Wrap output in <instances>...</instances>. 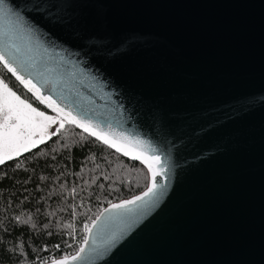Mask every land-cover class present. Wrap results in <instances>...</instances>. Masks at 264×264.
<instances>
[{"label": "water", "instance_id": "1", "mask_svg": "<svg viewBox=\"0 0 264 264\" xmlns=\"http://www.w3.org/2000/svg\"><path fill=\"white\" fill-rule=\"evenodd\" d=\"M5 2L0 50L43 72L39 95L110 138L150 141L137 152L166 173L150 206H107L67 264H264V0Z\"/></svg>", "mask_w": 264, "mask_h": 264}, {"label": "trees", "instance_id": "2", "mask_svg": "<svg viewBox=\"0 0 264 264\" xmlns=\"http://www.w3.org/2000/svg\"><path fill=\"white\" fill-rule=\"evenodd\" d=\"M0 79L16 94L30 98L39 108L53 114L2 64ZM54 148L60 150L53 151ZM41 152L47 155H38ZM91 154H95L96 160L85 166ZM17 163L22 167L17 168ZM96 164H100V168H96ZM102 174L109 175L111 180H104ZM94 176L99 177L96 184H92ZM41 177L47 179L41 180ZM99 184H104L103 190L97 187ZM148 184L149 173L141 163L126 158L66 122L44 143L0 164V264H39L38 257L46 264L75 254L92 224L89 217L95 219L110 204L139 194ZM110 187L115 190L109 191ZM71 205H76L75 215ZM17 216L21 221L30 216L31 222H18ZM32 223L36 228L31 227ZM44 224H49V228L45 229ZM68 224L72 227H63ZM49 232L52 235H48ZM56 245L59 247H54Z\"/></svg>", "mask_w": 264, "mask_h": 264}, {"label": "snow or ice", "instance_id": "3", "mask_svg": "<svg viewBox=\"0 0 264 264\" xmlns=\"http://www.w3.org/2000/svg\"><path fill=\"white\" fill-rule=\"evenodd\" d=\"M0 14H3L5 17L16 15L15 9L10 8L5 0H0ZM18 49L13 50L8 46H5L3 50H0V64L4 68L12 73L21 84L29 91L32 92L36 99L41 103L47 102L48 107L55 108L57 110L58 116L63 109H60L58 105H55V102L51 100L50 97L45 98L39 95L40 88L36 84L32 83L31 77L33 75L38 77V81L44 85L48 86L51 82L44 78L43 72L35 70V66L32 65L33 70H29V66L24 62L20 61L17 58L16 52ZM15 65V66H14ZM17 66L20 68V71L27 72L29 78L22 76L17 70ZM60 118V129L64 127V124H77L79 127L83 128L85 132H89L92 136H96L104 144L115 149L117 152L122 153L124 156H131L133 159L141 160L143 164L147 165L148 170L151 172L152 184L150 187H147L146 191H143L141 195L133 196L130 200H122L119 204H111V210L115 211L117 215H126L138 211L139 209L146 208L153 204L157 199V190L163 189L165 187L164 183L157 180V177L165 176L163 164L161 163L160 157H150L146 156L143 152H137V148L144 147L147 151H155L151 145V142L148 140H141L138 137H129L126 135H120L119 138H110L109 135L96 132L93 130V127L85 122H78L76 117L71 116V113H64ZM57 123V117L46 115L44 112L39 111L37 108H34L32 104L28 103L27 100H22L20 96H17L11 88L4 82L3 79H0V164H4L5 160H11L13 156H19L21 152H27L29 148H34L37 144L44 143L45 137L49 135H56L60 129H55L49 133V128L51 125ZM96 127H99L98 125ZM81 139H87V137H81ZM133 146H129V145ZM68 147V145H64ZM59 148H54L53 151H59ZM135 153V154H134ZM38 155H47V153H38ZM55 159V157H53ZM106 159V158H105ZM96 160L95 154H91L87 157L85 161V166L89 161L94 162ZM160 164V170L158 171L154 165ZM17 168L22 167L21 163H17ZM96 168H100V164L95 165ZM84 168L81 169L83 173ZM80 175V174H77ZM103 175V174H102ZM99 177L92 178V184H96V181ZM47 177H41V180H45ZM59 179V178H57ZM104 180H111L109 175H103ZM87 184V181L85 182ZM97 187L101 190L104 189V184H99ZM115 189L109 188V191ZM75 193V189L72 190ZM99 197H97L98 199ZM43 199V197H42ZM135 206V207H132ZM73 209L72 214L75 215L76 205L70 206ZM83 207V204L81 205ZM110 209L105 208L95 219L91 220L93 226L97 225V222L102 219H111V216L106 217L105 213H109ZM48 215H55V213H48ZM15 219L18 222L28 224L31 222V217L29 216L28 220L21 221V217L17 216ZM32 228H36V224H31ZM45 229L49 228V224H44ZM63 227L71 228L72 225H63ZM84 229H88V225H84ZM48 235H52L51 232ZM71 235V233H69ZM87 243V241H84ZM70 246V245H68ZM21 249L23 244L20 245ZM54 247H59L56 245ZM84 251L83 248L79 249V252L76 256L72 257L73 260L81 259L80 253ZM67 257H64L61 260H53L52 264H67ZM39 264H45L44 259L38 257ZM35 264V262H34Z\"/></svg>", "mask_w": 264, "mask_h": 264}, {"label": "rangeland", "instance_id": "4", "mask_svg": "<svg viewBox=\"0 0 264 264\" xmlns=\"http://www.w3.org/2000/svg\"><path fill=\"white\" fill-rule=\"evenodd\" d=\"M16 95H17V96H20V98H21L22 100H27V102L30 103V104H32V106H33L34 108H37L39 111L44 112L46 115L53 116V117H57L55 114L47 113L45 110L39 108V107L33 102V100H31L30 98H26V97L23 96L22 94H16ZM59 126H60V119L57 121L56 124L51 125V127L49 128V133H51V132H52L53 130H55V129H58ZM50 136H51V135H49L48 137H50ZM48 137H45V139H47Z\"/></svg>", "mask_w": 264, "mask_h": 264}, {"label": "flooded vegetation", "instance_id": "5", "mask_svg": "<svg viewBox=\"0 0 264 264\" xmlns=\"http://www.w3.org/2000/svg\"><path fill=\"white\" fill-rule=\"evenodd\" d=\"M59 120V118L57 117V121Z\"/></svg>", "mask_w": 264, "mask_h": 264}]
</instances>
